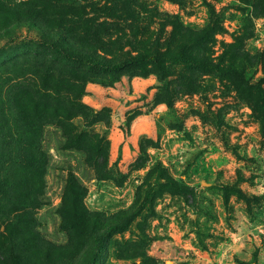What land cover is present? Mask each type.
Returning <instances> with one entry per match:
<instances>
[{
    "label": "rangeland",
    "instance_id": "obj_1",
    "mask_svg": "<svg viewBox=\"0 0 264 264\" xmlns=\"http://www.w3.org/2000/svg\"><path fill=\"white\" fill-rule=\"evenodd\" d=\"M171 16L194 30L220 21L203 51L217 64L229 65L238 38L248 55L264 54L253 0H0V133L46 156L33 211L41 239H0V264H264V111L254 88L264 89V64L245 67L243 92L178 60L114 73L97 64L177 48ZM80 135L102 141L106 156L118 141L122 158L98 166ZM169 177L192 193L170 189ZM71 185L87 189L79 208L116 228L61 263Z\"/></svg>",
    "mask_w": 264,
    "mask_h": 264
},
{
    "label": "trees",
    "instance_id": "obj_2",
    "mask_svg": "<svg viewBox=\"0 0 264 264\" xmlns=\"http://www.w3.org/2000/svg\"><path fill=\"white\" fill-rule=\"evenodd\" d=\"M170 1L181 6H184L186 2V0ZM253 7L256 13L264 14V0H253ZM212 16L219 17L215 11H212ZM171 18L174 26L173 37H177L180 43L177 48L173 49L168 46L163 52L158 50L146 51L138 59L114 64L101 61L97 64L103 69L114 73L115 70L125 67L128 63L153 62L159 67H163L166 61L178 60L188 64L197 72L212 73L219 76L227 75L236 81L235 84L239 90L242 87L245 88V67L248 64H255L257 61L264 64V54L255 57L248 55L243 51V41L239 38L236 40L237 43L231 46L233 48L229 65L217 64L206 57L203 51L207 49L208 44L214 42L213 33L215 35L216 32L223 29L220 21L218 19L213 20L205 28L194 30L184 27L177 16H171ZM177 28H181L182 31L181 34L175 35ZM57 49L61 50L59 47ZM71 58L82 61L88 60L75 55ZM254 88L259 96V99L256 100L257 107L264 111V89L260 86ZM241 92L243 91L241 90ZM251 98H253V95ZM260 100L262 101L261 104ZM73 109L77 112L81 110L80 106L74 107L72 105L70 110ZM31 132L36 134L34 131ZM78 138L82 139L83 143L81 145L86 151H89L90 157H98L95 164L105 166L108 163L110 152L107 153V156L105 155L102 141L96 140L93 143L94 140L91 138L88 140L87 135H80ZM9 140L5 139L0 133V239H41L34 230L33 211L40 206L37 191L41 187V180L37 176L43 175V172H45L46 156L42 149L29 138L22 139L20 145H15L14 141L12 142L13 139ZM139 148L141 151V146ZM16 171L20 173L19 176L18 173L14 174ZM177 184L172 177H169L170 189L179 190L182 188V192L191 191L192 193L189 186ZM70 190V195L67 193L66 199L72 202V207L65 205L60 211L63 230L70 240L69 247H59L60 256L62 257L60 258L61 263L67 259V257L64 258L66 252L71 254L74 247L91 245L90 242L103 243V239L111 238L116 228L115 226L107 227L108 220L99 213L90 211L85 205L81 208L78 207L79 204L76 198L86 194L87 189L85 187L71 185ZM92 263L93 261L90 260L89 264Z\"/></svg>",
    "mask_w": 264,
    "mask_h": 264
},
{
    "label": "crops",
    "instance_id": "obj_3",
    "mask_svg": "<svg viewBox=\"0 0 264 264\" xmlns=\"http://www.w3.org/2000/svg\"><path fill=\"white\" fill-rule=\"evenodd\" d=\"M151 116V115H150ZM119 143L118 141H114L112 140V144H111V149H110V155H109V158H110V161H115V159H118V158H122V153L121 154H118L117 152H114V148L115 146H117ZM119 146V145H118ZM125 149H128V145L127 143L125 144ZM121 156V157H120Z\"/></svg>",
    "mask_w": 264,
    "mask_h": 264
},
{
    "label": "bare ground",
    "instance_id": "obj_4",
    "mask_svg": "<svg viewBox=\"0 0 264 264\" xmlns=\"http://www.w3.org/2000/svg\"><path fill=\"white\" fill-rule=\"evenodd\" d=\"M168 264H170V262Z\"/></svg>",
    "mask_w": 264,
    "mask_h": 264
}]
</instances>
